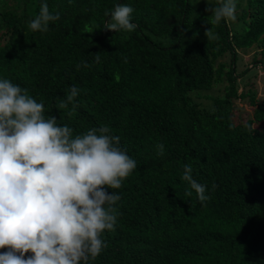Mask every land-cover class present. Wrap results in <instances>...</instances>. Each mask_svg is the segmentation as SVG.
<instances>
[{
	"label": "trees",
	"instance_id": "1",
	"mask_svg": "<svg viewBox=\"0 0 264 264\" xmlns=\"http://www.w3.org/2000/svg\"><path fill=\"white\" fill-rule=\"evenodd\" d=\"M42 3L59 19L33 32ZM221 3L0 0V79L27 89L73 136L108 126L136 161L110 189L121 197L117 225L90 264H264V98L249 82L261 72L264 83V0H235L236 20L212 24ZM121 4L134 9L135 30H103ZM248 51L251 63L237 65ZM221 81V95L204 94ZM72 86L79 94L60 109ZM241 103L251 107L243 119ZM185 165L210 199L184 195Z\"/></svg>",
	"mask_w": 264,
	"mask_h": 264
},
{
	"label": "clouds",
	"instance_id": "2",
	"mask_svg": "<svg viewBox=\"0 0 264 264\" xmlns=\"http://www.w3.org/2000/svg\"><path fill=\"white\" fill-rule=\"evenodd\" d=\"M133 11L117 5L102 29L134 31ZM211 11L212 24L236 20L235 0H222ZM58 19L59 13L42 3L28 27L47 32ZM206 33L215 38L209 29ZM79 92L72 86L59 108L67 109ZM74 110L75 105L68 115ZM110 131L101 126L73 136V129L58 125L55 116L45 118L44 104L27 89L0 79V264H90L99 256L107 246L102 234L115 229L119 215L115 205L121 197L110 189H120L136 168L119 146L120 137ZM157 149L163 155V144ZM192 171L184 166L181 179L189 185L184 195L195 192L203 203L210 199L206 185Z\"/></svg>",
	"mask_w": 264,
	"mask_h": 264
},
{
	"label": "rangeland",
	"instance_id": "3",
	"mask_svg": "<svg viewBox=\"0 0 264 264\" xmlns=\"http://www.w3.org/2000/svg\"><path fill=\"white\" fill-rule=\"evenodd\" d=\"M252 51H248L245 53H238V58H237V65L239 66H248L251 63L252 60ZM259 56H257L258 58ZM225 59L223 57H220L217 59L216 63L214 64V66L217 67L218 64L223 63ZM261 77L263 79V76L260 73H257V78L253 80H249V82L252 81L253 83V90L254 91V95L256 99H261L264 98V83L261 82ZM225 86V82L221 81L219 83H215L213 84V86L210 88V90H208L207 92H204V94L212 96V97H217L219 95L222 94V89ZM248 87V86H247ZM240 90H238L239 92ZM198 102H202L203 104H208L210 101H205V100H198ZM240 107L242 109V111L240 110L238 113V116H240L242 119L245 116V111L246 110H250L251 107L247 105V103H241Z\"/></svg>",
	"mask_w": 264,
	"mask_h": 264
}]
</instances>
